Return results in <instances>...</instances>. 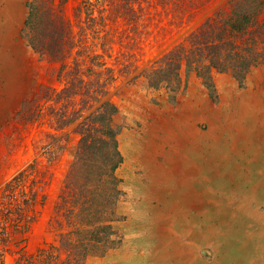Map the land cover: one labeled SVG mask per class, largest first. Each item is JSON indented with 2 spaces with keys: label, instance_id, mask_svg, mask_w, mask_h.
Returning a JSON list of instances; mask_svg holds the SVG:
<instances>
[{
  "label": "rangeland",
  "instance_id": "1",
  "mask_svg": "<svg viewBox=\"0 0 264 264\" xmlns=\"http://www.w3.org/2000/svg\"><path fill=\"white\" fill-rule=\"evenodd\" d=\"M229 1L215 0L182 28L155 30L136 56L137 71ZM28 2L0 0V239L7 264H16L21 248L37 254L54 243V207L78 142L74 125L58 130L48 116L51 103L41 88L63 87L61 65L40 60L28 45ZM76 3L70 1L68 15ZM112 58L107 63L119 68ZM211 80L207 87L191 73L175 94L128 83L129 78L110 88L123 126L118 245L85 264H264V201H258L264 186L252 188L264 185V68L252 69L243 83L227 73H213ZM33 110L40 111L37 119L22 117ZM34 160L41 172L48 171L44 200L39 197L34 213L25 207L21 232L14 210L30 196L28 166ZM22 171L21 187L4 192ZM249 237L255 245L245 248Z\"/></svg>",
  "mask_w": 264,
  "mask_h": 264
},
{
  "label": "trees",
  "instance_id": "2",
  "mask_svg": "<svg viewBox=\"0 0 264 264\" xmlns=\"http://www.w3.org/2000/svg\"><path fill=\"white\" fill-rule=\"evenodd\" d=\"M70 1L27 3L28 45L40 60L61 65L58 77L63 87L41 88L51 103L48 116L58 130L74 125L78 142L54 207V243L37 254L21 248L16 264H85L88 257L104 255L118 245L114 224L123 197L117 173L123 126L117 123L118 110L108 97L117 80L129 78L128 83L141 82L148 89L175 94L191 73L211 87L213 73H227L243 83L252 69L264 68V0H230L141 71L136 56L155 30L182 28L215 0H77L71 16ZM110 58L120 67L109 65ZM39 116V110L22 115L27 121ZM47 156L52 162L51 152ZM28 167L30 196L14 210L21 232L25 207L34 213L39 197L44 200L48 173L39 170L36 160ZM24 172L3 191L14 193L21 187Z\"/></svg>",
  "mask_w": 264,
  "mask_h": 264
},
{
  "label": "bare ground",
  "instance_id": "3",
  "mask_svg": "<svg viewBox=\"0 0 264 264\" xmlns=\"http://www.w3.org/2000/svg\"><path fill=\"white\" fill-rule=\"evenodd\" d=\"M257 187H252L253 189H254V191L256 192L258 189H256V188H259L260 190H261V187L262 186H264L263 184H257L256 185ZM257 193H259V192H257ZM262 195H263V198H262V196H259L258 197V201L259 202H263L264 201V190H262ZM263 204V203H262ZM260 205V204H259ZM264 217V212L261 214V218H263ZM210 222V221H209ZM211 225V224H210ZM253 225V224H252ZM201 226V225H200ZM201 229V228H200ZM209 233H207V235H208ZM197 235V234H196ZM195 236V235H194ZM199 236V235H198ZM252 237V236H251ZM250 237L248 238V239H245V240H243V242H244V246H245V248H247V246H249L250 244H253L254 243V245H255V241L254 242H251L250 243ZM259 242L261 243V244H263V246H264V235L262 234L261 235V237H259ZM250 243V244H249ZM239 248V247H238ZM241 248V247H240ZM264 249V248H263ZM261 251V250H260ZM219 259V258H218ZM262 262H264V257H263V261ZM178 264V263H177ZM218 264V263H217Z\"/></svg>",
  "mask_w": 264,
  "mask_h": 264
},
{
  "label": "built area",
  "instance_id": "4",
  "mask_svg": "<svg viewBox=\"0 0 264 264\" xmlns=\"http://www.w3.org/2000/svg\"><path fill=\"white\" fill-rule=\"evenodd\" d=\"M0 231H1V229H0ZM3 253L1 250V239H0V264H7L5 258L3 257V255H4Z\"/></svg>",
  "mask_w": 264,
  "mask_h": 264
}]
</instances>
